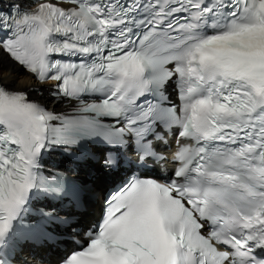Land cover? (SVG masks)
<instances>
[{"label":"snow or ice","instance_id":"obj_1","mask_svg":"<svg viewBox=\"0 0 264 264\" xmlns=\"http://www.w3.org/2000/svg\"><path fill=\"white\" fill-rule=\"evenodd\" d=\"M5 59L0 264H264V0H0Z\"/></svg>","mask_w":264,"mask_h":264},{"label":"bare ground","instance_id":"obj_2","mask_svg":"<svg viewBox=\"0 0 264 264\" xmlns=\"http://www.w3.org/2000/svg\"><path fill=\"white\" fill-rule=\"evenodd\" d=\"M0 80L6 84L7 86L11 88H25L28 85H33L32 79L27 74L21 72V70L15 66L13 63H11L9 60L5 59L3 63H0ZM88 170V169H87ZM81 173H84L81 171ZM81 180H84L83 178H80ZM89 179H92V176L89 177ZM115 179V178H114ZM114 182L113 179H110V184L112 185ZM108 180H105L103 178L97 180V186L102 191L106 186H108ZM97 198L99 197V192H97ZM97 199H94L90 206V214L88 217L84 219V222H87V220L96 219L95 215L98 214L99 211V203L97 202ZM82 228V226L80 227ZM61 244V243H60ZM70 243L68 241H65L61 244L62 247L68 249V246ZM72 245V244H71ZM48 261H54L56 258H58L59 254H63L64 252L59 249L51 250L48 247ZM36 256L40 258L39 254L37 253Z\"/></svg>","mask_w":264,"mask_h":264},{"label":"rangeland","instance_id":"obj_3","mask_svg":"<svg viewBox=\"0 0 264 264\" xmlns=\"http://www.w3.org/2000/svg\"><path fill=\"white\" fill-rule=\"evenodd\" d=\"M21 72H23V71L21 70ZM68 251H70V249H67L64 253H66V252H68ZM55 262H56V261H55ZM55 262H54V263H55Z\"/></svg>","mask_w":264,"mask_h":264}]
</instances>
